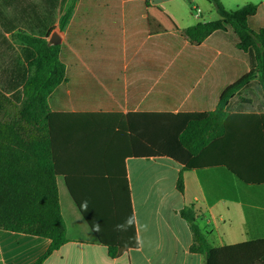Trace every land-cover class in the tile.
<instances>
[{"label": "trees", "instance_id": "1", "mask_svg": "<svg viewBox=\"0 0 264 264\" xmlns=\"http://www.w3.org/2000/svg\"><path fill=\"white\" fill-rule=\"evenodd\" d=\"M64 1L34 2L37 14L20 22L25 29L16 35L23 46L26 70L11 86L0 85V229L49 239V249L35 264H43L67 242L57 177H64L81 215L114 258L139 245L125 158L168 156L183 164L177 179V190L183 193V172L197 167L200 157L218 139L237 130L249 138L255 125L264 135V112H252L247 101L252 89L260 90L264 99V4H246L229 11L220 0H209L220 19L189 26L182 35L199 45L229 32L219 47L224 56L242 58L240 77L220 91L213 110L157 116L123 113L118 92L123 75L120 29L114 31L119 43L107 49L101 46L106 62L90 61L89 55L98 50L95 43L84 40L80 49L74 22L67 25L71 11L60 20L61 30L68 27L66 42L50 44L47 38ZM93 1L83 0L81 8L87 4V8L120 9V0ZM139 1L144 6L149 3ZM113 76L114 82L108 83ZM79 86L108 102L69 110ZM68 89L72 96L66 95ZM236 96L242 99L238 103L242 106L235 107ZM257 104L263 111L264 103ZM153 123L155 141L148 135ZM260 156L264 158V149ZM250 162L240 168L227 160L225 166L245 183L264 184V173H256L259 168ZM101 183L104 189L88 190V185ZM180 215L193 234L190 251L201 254L205 264H264V237L214 247L200 228L193 206L184 207Z\"/></svg>", "mask_w": 264, "mask_h": 264}, {"label": "crops", "instance_id": "2", "mask_svg": "<svg viewBox=\"0 0 264 264\" xmlns=\"http://www.w3.org/2000/svg\"><path fill=\"white\" fill-rule=\"evenodd\" d=\"M35 1L39 0H0L2 87L11 86L26 70L27 62L21 54L23 46L16 35L25 29L18 24L32 20L37 14ZM82 1L66 0L59 6L57 21L47 39L55 32L61 44L66 42L68 27L61 30L60 20L71 11L67 25L74 22L80 49L84 40L93 42L98 50L95 55H89L90 61L106 62L101 46L107 49L114 42L119 43L114 31L120 29L123 75L118 92L124 114L159 116L213 110L220 91L240 77L242 58L224 56L219 47L224 45L229 32L217 34L199 45L183 37L182 30L189 26L220 19L218 14V19L205 20L195 0H148L147 6L139 0H120L119 11L97 6L87 8V4L81 8ZM208 4L212 8V2ZM262 4L264 0L258 5ZM184 14L193 20L190 25L183 24ZM23 16L26 20H22ZM112 80L115 76L106 81ZM66 95L72 96L73 92L68 89ZM248 97V106L254 108L252 112L263 113L264 110L257 108V103H264L262 92L252 89ZM241 100L235 97V107ZM106 102L79 86L68 109L77 111ZM150 127L153 131L148 135L155 141V123ZM252 128L249 138L237 130L208 148L197 167L183 172V193L177 190L183 164L168 156L125 158L139 245L118 257H111L108 248L98 241L73 201L64 177H57L67 242L43 264H205L201 254L190 251L193 234L180 215L187 206H193L200 228L214 247L264 237V184L245 183L225 166L228 160L243 168L249 160L259 168L256 173H264V158L260 156L264 135L256 130V125ZM159 129L157 124V141L162 138ZM103 186L102 183L88 185V190H102ZM50 244L44 237L0 229V264H35Z\"/></svg>", "mask_w": 264, "mask_h": 264}, {"label": "rangeland", "instance_id": "3", "mask_svg": "<svg viewBox=\"0 0 264 264\" xmlns=\"http://www.w3.org/2000/svg\"><path fill=\"white\" fill-rule=\"evenodd\" d=\"M195 1L198 2V4H200L201 11L203 12V16H204L205 20L211 21L214 18L215 19L219 18V15L216 11L214 3L211 4L212 8H210L208 3H211V2L208 0H195ZM220 1L223 4V6L225 7V9H227L229 11H235L238 8H240L246 4H257L258 5L263 0H220ZM196 9L197 8H195V10ZM192 21L193 20L190 18L189 14H184V23L183 24L190 25ZM66 224H67V226H69V222H66Z\"/></svg>", "mask_w": 264, "mask_h": 264}, {"label": "water", "instance_id": "4", "mask_svg": "<svg viewBox=\"0 0 264 264\" xmlns=\"http://www.w3.org/2000/svg\"><path fill=\"white\" fill-rule=\"evenodd\" d=\"M50 44H53V45H60L61 44V39L60 37L58 36L57 33H53L52 34V37L51 39L49 40Z\"/></svg>", "mask_w": 264, "mask_h": 264}, {"label": "built area", "instance_id": "5", "mask_svg": "<svg viewBox=\"0 0 264 264\" xmlns=\"http://www.w3.org/2000/svg\"><path fill=\"white\" fill-rule=\"evenodd\" d=\"M197 12H199V9H196Z\"/></svg>", "mask_w": 264, "mask_h": 264}]
</instances>
